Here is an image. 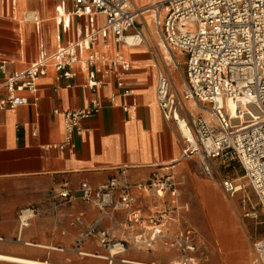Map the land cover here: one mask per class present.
Listing matches in <instances>:
<instances>
[{"label": "built area", "instance_id": "1", "mask_svg": "<svg viewBox=\"0 0 264 264\" xmlns=\"http://www.w3.org/2000/svg\"><path fill=\"white\" fill-rule=\"evenodd\" d=\"M150 12L164 44L184 58L181 95L174 92L169 75L162 69L157 71L156 84L157 104L167 120L176 122L184 140L182 157L196 158L202 174L209 179L221 176L222 168L239 165L264 211V0H157L142 7L133 6L131 0H57L55 50L42 45L28 66L9 72L6 61L0 59L7 90L0 99V108L14 109L30 103L28 94L37 91L38 80L50 71L58 80H64L67 88L73 86L72 80L79 72H85L86 88L94 91L115 82L122 96H131L124 74L132 64L121 45L139 46L144 42L138 18ZM26 15L39 31L40 15L35 11L24 13V18ZM100 40L106 46L114 43L113 52L100 49ZM117 96L112 92L110 104L119 105ZM230 100L235 102L233 109ZM190 102L198 110L192 109ZM135 105L122 107L128 111ZM102 106L99 99L93 98L81 109L64 112L66 142L52 147L73 145L74 136L84 131L82 121L98 114ZM218 180L228 195H234L242 186L230 176ZM182 182L172 173L132 181L123 167L99 185L85 181L75 192L64 183L52 188L51 195L63 202L81 198L101 212L75 240L74 252L86 254L82 248L89 239L98 240L112 254L125 250V241L115 240L108 230L99 229L104 218L113 219L116 212L125 211L128 223L142 225L147 232L135 235L130 245L148 250L162 245L179 251L180 260L174 264H198L197 250L202 241L199 230L182 223L172 228V222L190 209L188 203L179 200ZM135 190L157 197L161 206L145 215L137 206ZM35 214L33 206L22 208L18 214L20 228L29 226ZM81 219L79 216L77 221ZM254 246L264 264V237L258 238Z\"/></svg>", "mask_w": 264, "mask_h": 264}, {"label": "crops", "instance_id": "2", "mask_svg": "<svg viewBox=\"0 0 264 264\" xmlns=\"http://www.w3.org/2000/svg\"><path fill=\"white\" fill-rule=\"evenodd\" d=\"M28 13L37 12L41 19L38 31L33 22L27 20L22 31L16 0H0L6 6V16L0 15V59L6 61L7 71L21 70L34 61L42 45L55 50L58 25L54 19L57 0H27ZM133 6L138 7L135 0ZM157 0L146 3V6ZM30 2H37L31 7ZM43 9H41V6ZM141 6V7H142ZM23 15V14H22ZM14 18V22L9 20ZM152 19V16H151ZM102 20V19H100ZM50 21L53 29L46 26ZM144 42L139 46L121 45V50L132 67L124 74L125 86L132 95L124 97L121 88L110 82L90 90L86 84V73L79 72L72 80L73 86L64 87L53 71L38 80L37 91L28 94L30 103L14 109L0 108V264H174L180 260L176 249L157 245L148 250L129 243L146 230L127 221L125 211H118L114 218H104L99 229L108 230L115 240L125 241V250L110 253L98 240L89 239L81 255L72 250L78 236L98 217L100 210L93 204L77 198L63 202L53 198L52 188L68 183L77 192L82 182L99 185L127 168L132 181H144L152 175L174 174L182 180L180 203L189 204L183 211L181 221L172 222V228L182 224L196 227L204 240L200 228L191 221V201L188 188H196L208 179L202 174L195 158L182 157L184 140L173 120H167L157 104V71L161 68L155 39L142 15L138 18ZM153 23V19H152ZM143 24L144 27H143ZM50 25V24H49ZM48 25V26H49ZM51 28V29H50ZM159 35V34H158ZM99 48L112 53L116 45L109 46L100 40ZM179 54H181L178 51ZM182 55V54H181ZM175 69L182 70L174 61ZM171 81L178 78L168 69ZM6 72L0 68V99L7 95L3 86ZM118 94L119 105H112L109 97ZM99 99L103 106L100 112L82 121L84 131L73 138V145L65 148L52 147L66 142L63 113L86 106L91 99ZM135 108L124 110L123 104ZM137 206L145 215L161 206V201L143 191H134ZM28 206L36 208L29 226L20 228L19 211ZM81 216V221L77 218ZM201 241V242H202ZM58 247L64 250L58 249ZM198 246L197 255L199 260ZM13 258L16 260L6 259Z\"/></svg>", "mask_w": 264, "mask_h": 264}, {"label": "rangeland", "instance_id": "3", "mask_svg": "<svg viewBox=\"0 0 264 264\" xmlns=\"http://www.w3.org/2000/svg\"><path fill=\"white\" fill-rule=\"evenodd\" d=\"M29 5L31 7H37L38 3L30 2ZM40 6L41 9H43V6ZM7 18L11 20L10 17ZM13 23L17 24L14 21ZM48 25L46 26V30H49V27L53 28L54 22L50 21ZM144 25L145 24H143V27ZM151 29H153L152 31L154 32L153 37L158 51L164 42L161 36L158 35L154 23H152ZM167 48L172 54L174 61H179L181 64L180 66L184 68V58L178 53V50H174L168 46ZM166 63L167 61L162 60L161 57L159 58L158 64L161 68H164L166 71L168 69H173L176 72L178 82H173V79L171 82L174 92L181 95L184 88L182 70L175 69L174 62H172L170 66H167ZM192 103L195 106V110H198L196 104L194 102ZM205 106L209 107L208 105ZM220 172L221 176H230L235 178L238 184L243 185V189L237 191L234 195L226 194L221 185L218 183V179H220L221 176L217 179H204L205 183L198 184L196 188L193 186L188 188V190L191 191V193L187 195L192 206L190 218L191 221L200 228L204 236V240L199 245L198 264H228L226 253L217 235V229L211 224L206 208L203 194V188L205 186H210L215 189V191H217L223 199L234 200L237 203L238 207L234 212L235 223L233 230L239 243L238 247L234 250L239 256V264H261L254 246V243L258 238L264 237V211L259 198L254 188L248 184V180L245 178V173L239 165L227 166L226 168H222Z\"/></svg>", "mask_w": 264, "mask_h": 264}, {"label": "bare ground", "instance_id": "4", "mask_svg": "<svg viewBox=\"0 0 264 264\" xmlns=\"http://www.w3.org/2000/svg\"><path fill=\"white\" fill-rule=\"evenodd\" d=\"M153 1V0H135V3L138 7H141L142 5H145L146 3ZM17 4V11H19V16L17 19L21 21V29L22 31L26 29L27 24V16L24 18L22 14L28 13V1L27 0H16ZM8 13V10L6 6L1 7L0 9V15L6 16ZM153 12L145 13L143 16L146 19L148 29L150 31V34L153 35V29H151L152 25V16ZM14 20V18H12ZM142 19V15H141ZM53 29V28H52ZM54 31H55V24H54ZM160 54L161 58L164 61H167L166 65L170 66L174 60L172 54L170 53L167 46L163 43L162 47L160 48ZM172 70V69H170ZM175 81L178 82V78L175 77ZM229 106L233 109L235 107L234 101L228 102ZM189 105L192 107V109H195V106L192 102L189 103ZM207 116L211 118V115L207 113ZM243 189V185L241 186L240 190ZM203 194H204V200L206 204V208L211 220V224L214 228L217 230L218 238L222 244V247L226 253V259L228 264H239V256L234 251L238 247V238L235 235V232L233 230L234 223H235V217L234 212L237 210V203L234 200H226L223 199L215 189H213L210 186H205L203 188ZM1 258H4L0 256ZM11 260H16L13 258H6ZM37 264H48V263H37Z\"/></svg>", "mask_w": 264, "mask_h": 264}]
</instances>
